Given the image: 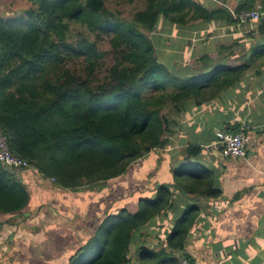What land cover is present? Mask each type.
<instances>
[{"label": "trees", "instance_id": "1", "mask_svg": "<svg viewBox=\"0 0 264 264\" xmlns=\"http://www.w3.org/2000/svg\"><path fill=\"white\" fill-rule=\"evenodd\" d=\"M28 1L11 16L0 15V129L14 155L62 190H101L171 143L172 109L187 100L201 105L216 98L241 80L251 62L264 59V43L257 41L244 61L231 65L206 54L184 63L182 69L190 72L182 76L159 60L152 38L161 19L183 33L195 20L207 25L202 29H212L214 22L249 26L237 16L256 9V28L247 35L264 40V0H236L233 7V0H144L129 20L116 19L119 11L109 9L108 0ZM104 39L111 64L99 73L98 43ZM175 46L180 53L186 44ZM199 152V145L185 146L182 163L193 169L181 170L170 159L172 184L157 182L141 194L132 192L135 199L127 206L110 209L97 230L103 237L99 254L85 264H127L134 233L143 236L148 224L170 210L175 225L166 242L181 249L197 216L187 192L218 196L216 189L209 192L214 188L207 177L198 175ZM16 169L0 163V214L20 212L28 204L29 192ZM179 198L186 201L182 208ZM180 257L142 249L139 260L179 264Z\"/></svg>", "mask_w": 264, "mask_h": 264}, {"label": "crops", "instance_id": "2", "mask_svg": "<svg viewBox=\"0 0 264 264\" xmlns=\"http://www.w3.org/2000/svg\"><path fill=\"white\" fill-rule=\"evenodd\" d=\"M232 3L230 7L236 0ZM214 23L212 30L202 29L207 25L195 20L183 33H177L174 25L161 19L152 32L159 60L185 76L190 71L183 70L182 65H189L193 59L207 54L214 61L221 59L233 65L246 60L257 41L264 43L247 35L256 23ZM210 31L212 34L207 35ZM210 39L215 42L212 47L207 46ZM190 41L196 42L191 50L187 45ZM175 44H186L185 50L177 53ZM251 63L241 80L216 98L201 105L187 100L172 109L171 143L132 164L129 171L109 180L101 190H62L33 168L16 169L29 192V201L20 212L0 214V264L87 263L99 254L103 237L97 230L110 209L127 206L126 201L135 199L132 192L141 194L157 182L172 184L170 159L181 170L193 169L182 163L180 154L190 144L201 147L196 158L201 162L198 175L207 177L214 188L209 192L216 189L218 196L187 192L188 205L195 206L197 216L182 248H169L166 242L175 225L170 210L148 224L143 236L134 233L127 264H142V249L155 253L163 249L168 259L179 255L199 264H264V59ZM241 123L248 137L246 155L224 156L216 143V132L236 131ZM179 201V208L184 207V198Z\"/></svg>", "mask_w": 264, "mask_h": 264}, {"label": "built area", "instance_id": "3", "mask_svg": "<svg viewBox=\"0 0 264 264\" xmlns=\"http://www.w3.org/2000/svg\"><path fill=\"white\" fill-rule=\"evenodd\" d=\"M260 12L256 9L249 11H242L238 14L239 23H256L259 19ZM245 125L240 126L237 132H216V143L221 147L224 156H242L245 154V147L248 142V137L244 133ZM0 163L10 168L27 169L30 167L28 162L16 155H14L7 144V138L0 129ZM179 264H199L190 261L185 257L179 258Z\"/></svg>", "mask_w": 264, "mask_h": 264}, {"label": "rangeland", "instance_id": "4", "mask_svg": "<svg viewBox=\"0 0 264 264\" xmlns=\"http://www.w3.org/2000/svg\"><path fill=\"white\" fill-rule=\"evenodd\" d=\"M143 3H144V0H108L106 2V6L111 10L119 11V15H116L118 16L116 17V19L121 18L123 20H129V18L135 11L143 7ZM29 5L30 3L28 0H0V15L11 16L13 12L16 13L20 9L25 8ZM252 24H255V23H252ZM252 26L253 25H250V27ZM209 34H212V31H210ZM91 38H93V36H91ZM209 42L210 43L207 44V46L209 47H212L215 44V42L213 43L211 42V39ZM193 44H196V42L194 43L193 41L192 42L190 41V44H189L190 50ZM98 45H99L100 52L103 54V58L100 60V65L96 69V72L104 73V70L108 68L109 65L111 64L112 53L110 50L109 43L106 39L101 40L98 43Z\"/></svg>", "mask_w": 264, "mask_h": 264}, {"label": "water", "instance_id": "5", "mask_svg": "<svg viewBox=\"0 0 264 264\" xmlns=\"http://www.w3.org/2000/svg\"><path fill=\"white\" fill-rule=\"evenodd\" d=\"M245 155H246V151H245Z\"/></svg>", "mask_w": 264, "mask_h": 264}]
</instances>
